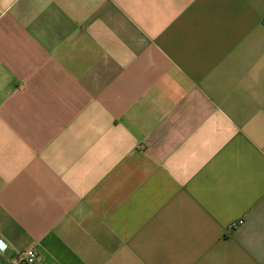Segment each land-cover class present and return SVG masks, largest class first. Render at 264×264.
<instances>
[{"label": "crops", "instance_id": "obj_1", "mask_svg": "<svg viewBox=\"0 0 264 264\" xmlns=\"http://www.w3.org/2000/svg\"><path fill=\"white\" fill-rule=\"evenodd\" d=\"M0 243L264 264V0H0Z\"/></svg>", "mask_w": 264, "mask_h": 264}, {"label": "built area", "instance_id": "obj_2", "mask_svg": "<svg viewBox=\"0 0 264 264\" xmlns=\"http://www.w3.org/2000/svg\"><path fill=\"white\" fill-rule=\"evenodd\" d=\"M241 220H233L228 224V228H235ZM6 250L3 246L2 251ZM38 259L37 252L33 248L18 250L8 259L9 264H35Z\"/></svg>", "mask_w": 264, "mask_h": 264}, {"label": "snow or ice", "instance_id": "obj_3", "mask_svg": "<svg viewBox=\"0 0 264 264\" xmlns=\"http://www.w3.org/2000/svg\"><path fill=\"white\" fill-rule=\"evenodd\" d=\"M0 247H3V244L2 243H0Z\"/></svg>", "mask_w": 264, "mask_h": 264}]
</instances>
